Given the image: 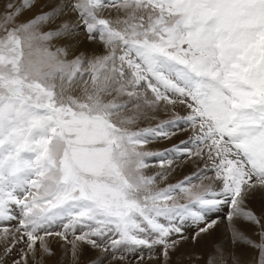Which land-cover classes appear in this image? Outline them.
Listing matches in <instances>:
<instances>
[{
    "label": "snow or ice",
    "instance_id": "6c2138e0",
    "mask_svg": "<svg viewBox=\"0 0 264 264\" xmlns=\"http://www.w3.org/2000/svg\"><path fill=\"white\" fill-rule=\"evenodd\" d=\"M34 6L0 11V221L19 209L15 232L0 230L5 258L21 242L27 251L12 264H27L38 242L52 256L48 238L71 232L73 256L87 244L100 252L96 264L138 250L144 264L142 250L152 259L157 246L169 264L227 205L232 249L216 244L197 264H245L237 245L258 249L264 264V215L245 206L264 193V0H53L19 19ZM81 36L103 53L77 52ZM54 38L65 43L53 50ZM177 102L187 115L132 127ZM184 126L186 140L146 150ZM181 159L204 164L157 188ZM150 160L162 171L146 175ZM238 221L257 225L259 242Z\"/></svg>",
    "mask_w": 264,
    "mask_h": 264
},
{
    "label": "rangeland",
    "instance_id": "374dc122",
    "mask_svg": "<svg viewBox=\"0 0 264 264\" xmlns=\"http://www.w3.org/2000/svg\"><path fill=\"white\" fill-rule=\"evenodd\" d=\"M47 2H49V1H47ZM19 3H21V0H16L15 4H19ZM33 3L35 6L30 11L24 10L23 14L19 18L20 20H28L30 18H33L36 14L45 11L46 3L36 2L35 0H33ZM105 15H107V13H105ZM47 26L48 25H44L43 31H46ZM178 105H180L179 106L180 108L177 107ZM177 109H180V110H177ZM189 111L190 110L186 107V105L181 104L179 102H177V104L174 107L172 105H166V104L162 103L160 105L159 109L157 111H155L154 114L149 119H142V120L138 121V123L136 125H133L132 127L135 129V128H144V127L155 126L157 123H160L161 121L172 119L175 115L185 116L189 113ZM190 135H191V129L187 128V126H184V130L179 131L176 135L172 136L170 139L154 140V141L150 142L146 146V150L157 151V150L169 148L172 145L178 144L182 140H186L187 137ZM148 163H149L150 167L145 170L146 175H155L156 173L162 171L158 161L150 160V161H148ZM177 163H181V165H177ZM186 164L187 163H185L183 159L176 161L175 164L173 165V168L166 173V178L165 179H159V182L156 184L157 188H163V187H166L168 184L178 182L179 180L183 179V177H185L186 175L190 174L193 171H196L197 167L202 168L204 162L199 161L197 163H192L193 164V170H191V171L185 170L183 173H180L181 170H179V169L186 166ZM176 166H177V168H176ZM176 173H178V174L180 173V178L174 180ZM207 173H211L213 177L215 176L214 172H207ZM169 174H172V176L170 177ZM178 174H176V176ZM172 180H174L175 182L174 181L171 182ZM167 181H170V182H167ZM194 182L198 183L199 180L194 181ZM212 182L215 186L216 183L214 181H212ZM160 183H161V185H160ZM262 194L263 195H261V198H264V193H262ZM254 201H255L256 207L257 208L259 207V210H257V208H255L254 204H253L254 207H252V205H251L249 209L255 208V209H253V210L251 209V210L255 213H258V216L264 215V201H261V200L260 201L254 200ZM254 201H253V203H254ZM179 202L183 203L185 201L183 199H180ZM228 211H229V208L227 205H225L223 208H221L219 210L221 216H223L224 218L227 217ZM14 215L17 217L16 219H13L11 221H0V226L2 228L7 227L10 229V231L15 232L16 228L19 226V209L18 208L15 209ZM254 227L258 233V231H259L258 226L254 224ZM184 229H185V232H187L186 234H188V235L191 234L190 231H195V232L198 231V228H196V226L190 225V224H185ZM50 231H52L54 233L60 232V231H63V228L62 227H53L52 229H50ZM76 234L78 235L79 232H77ZM16 235H17V238H19L20 234L16 233ZM73 239H74V235L71 232H69V234H68V240L67 241L62 240L59 237H56L55 235H53L52 237H49L48 238V244L54 253V255H52V256H45V255L41 254L39 252V242H38L36 245L37 255L35 257H33V259H32L33 263L34 264H88L90 259H89L88 255L85 256L86 252H83L81 248H79L78 254L76 256H73L72 245H71V241ZM228 239H231V237L230 236L225 237V239H224L225 242H228ZM8 242L11 243V240H9ZM82 244L83 243H81L80 245H82ZM19 249L20 250L23 249V250L27 251L25 244H22V245L20 244ZM156 249H154V255L155 254L156 255L155 256L153 255L155 258H157V259H155V261L157 264H163L162 263L163 257L159 254V253H161V250H158V249L156 250ZM142 251H143V255H146L147 250L143 249ZM18 252H21V251H18ZM13 255H16V253H14ZM29 255H31V254H29ZM116 255L118 256L119 253H117ZM139 255H141L140 250L136 251L135 253L128 254V256L126 258L127 259H135ZM109 257H111V256H109ZM160 258H161V260H160L161 262L159 263ZM254 260L257 263H259V257L254 258ZM95 264H96V261H95Z\"/></svg>",
    "mask_w": 264,
    "mask_h": 264
},
{
    "label": "bare ground",
    "instance_id": "6f19581e",
    "mask_svg": "<svg viewBox=\"0 0 264 264\" xmlns=\"http://www.w3.org/2000/svg\"><path fill=\"white\" fill-rule=\"evenodd\" d=\"M35 1L46 3L45 11L49 10V5L53 2V0L52 1L51 0H35ZM47 1H49V2H47ZM8 2L15 4L16 0H0V11L3 10L4 5ZM50 27H51V25H48L46 28V31H48ZM43 30H44V25L41 27V31H43ZM64 43H65L64 41H62L60 39H56V38H54L53 41H51V44L53 45V50L55 49V46H59V45H62ZM77 51L78 52L79 51H85L87 53L95 52L97 54H102L104 50H103V47L99 43L87 41V39L85 37L81 36L80 42L78 43ZM179 106L180 105H178L177 107H179ZM177 110H180V109H177ZM177 165H181V163H177ZM176 168H177V166H176ZM179 170H181L180 173H183L185 170L191 171V170H193V164L187 163L186 166L180 168ZM180 173L179 174L176 173V174H178L177 176L175 174L174 180L180 178ZM205 175L208 177H213L211 173H205ZM169 176L171 177L172 174H169ZM174 180H172L171 182H173ZM158 182H159V179L157 180L156 184ZM167 182H170V181H167ZM200 182L201 181H199L198 183H200ZM203 183L205 185L213 184V182L208 180V179L207 180L205 179L203 181ZM160 185H161V183H160ZM261 195H263V194L258 192L255 195L250 196L246 200L245 206L248 209L250 208L251 205H252V207L255 206V208H257L254 200L264 201V198H261ZM253 201H254V203H253ZM253 204H254V206H253ZM224 206H222L221 208H223ZM255 208H251V209L253 210ZM220 209H218L216 214L212 216V219H217L219 221L218 224L216 226H214L213 229H211L208 234L202 236L197 242L193 243L191 240H188L185 243H183L176 252L171 254L169 264H178V261L180 262V264H197V261L195 259L196 254H205L206 255L209 252V250L216 244H222L225 247L226 251H230L232 249L231 239H228L229 243L225 242V240H224L225 237H228V236L231 237V235H230V230L228 227V221L226 218L221 216V214L219 212ZM257 210H259V207L257 208ZM256 214L258 215V213H256ZM238 223L240 224L241 229L251 239L255 240L256 242H259V235H258V233L254 227V224L243 222V221H238ZM184 227H185V225H184ZM2 229L3 228L0 226V230H2ZM190 232H191V234H189V235L186 234L187 232H184V235L192 236V235H195V233L197 231L196 232L190 231ZM173 238H176V237L173 236ZM20 244L22 245L24 243L21 242V243L17 244L15 246L14 251L11 254H9L7 256V258H5V255L3 252L5 244L2 240H0V262H2V264H12L13 260L18 259L21 255V252H18V251H21L19 249ZM80 248L82 249L83 252H86L85 256L88 255V257L90 259L88 264H95V261H97L96 259H98V257L100 256L99 250L98 249H92L87 244L80 245ZM156 248L158 250L162 251V246H157ZM237 251L242 254V257H243L245 264H259L254 260V258L259 257V250L258 249L247 246V245H237ZM14 253H16V255H13ZM190 254H192L191 258H190ZM153 255H154V250L152 252V259H149V252L147 250L146 255H144V264H157L155 261V259H157V258L154 257L156 254L154 256ZM137 257L135 259L125 258L122 261L121 260H113L112 257H109L104 261V264H137ZM161 258L159 259V263L161 262L160 261ZM32 259H33V256L29 255L28 259H27V264H34ZM200 264H203L202 260L200 261Z\"/></svg>",
    "mask_w": 264,
    "mask_h": 264
}]
</instances>
